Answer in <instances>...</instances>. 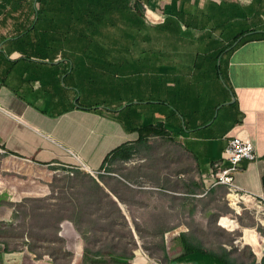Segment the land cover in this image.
Masks as SVG:
<instances>
[{"label":"crops","instance_id":"obj_1","mask_svg":"<svg viewBox=\"0 0 264 264\" xmlns=\"http://www.w3.org/2000/svg\"><path fill=\"white\" fill-rule=\"evenodd\" d=\"M57 1L0 0V154L14 174H0V264H56L55 250L37 258L7 238L23 202L47 198L68 264L104 256L88 240L119 220L133 233L128 264L183 255L180 235L196 242L182 218L168 221V198L176 213L190 198L209 215L234 210L210 180L235 136L257 155L235 185L264 196V0H144L138 30L111 32L56 11ZM242 212L238 235L196 243L203 253L173 264H262L264 224ZM228 221L220 226L238 229ZM144 228L165 230L152 255L137 239Z\"/></svg>","mask_w":264,"mask_h":264},{"label":"rangeland","instance_id":"obj_2","mask_svg":"<svg viewBox=\"0 0 264 264\" xmlns=\"http://www.w3.org/2000/svg\"><path fill=\"white\" fill-rule=\"evenodd\" d=\"M82 19L84 20V18ZM110 21L112 23H109V26H107L110 27V30H112L115 28L113 23L117 24L118 19L116 21L111 19ZM122 39H125V37H122ZM9 164L10 163L7 159V156L0 154V174L4 179L12 180L14 179V174L13 171H11L12 168L9 166ZM112 169H116V167ZM41 183L43 182L41 181ZM85 187L90 189L88 185ZM69 193H72V191H69ZM174 202L175 201L173 199L168 198V206L169 208H172V212H168L167 215L168 221H175L176 219L179 220L182 218L185 224L189 227L188 234L192 240L196 243H199L200 245L205 246L206 248H210V243L228 240L231 237V234L238 235L241 230L239 225L242 226L245 224L244 221L240 220V216H237L234 210H231L228 215H221L217 211L209 215L206 214L204 209L210 207V204L206 206H197L195 200L190 198L185 202L183 208L178 206V212L176 213L175 208H173L175 206ZM220 203L224 205L226 204V206L229 205L227 195L224 196V199L220 200ZM56 204V199L49 198L37 201H24L21 205L23 207H19V213L16 215L17 217L14 218L15 222L17 223L15 225L8 226L7 238L9 241V246L12 248H18L22 247L23 244H27L30 250L37 253V258H41L42 256L40 255L44 251L47 252L55 250L57 255H60L51 256L56 264H68V262L71 263L73 256L63 255L62 242L57 240L55 237L53 227L57 223L58 218L55 214L56 209L54 208ZM232 206L235 210L240 211L238 205L232 203ZM215 207H217V205ZM241 207L244 208L243 206ZM33 208L35 210L34 213ZM198 209L202 211L199 213L197 212ZM49 210H52V212ZM243 215L248 217L249 220L255 222V212L253 210H249L247 212L245 211ZM224 216H230L234 219L238 217L237 220L239 225L237 222H232L231 218H225L228 219V222L230 223L228 225L229 227L227 228L238 229L230 231L220 226V218ZM114 218H116L115 214ZM48 221H51L53 227L50 226V228H48L46 226ZM119 221V223H114V225H118L115 228L93 230L94 232L102 233L98 237L89 238L88 244L93 251H100L104 256H83V259L79 264H127L122 255L130 256L129 252L134 249V239L132 236L133 233L132 230L126 228L123 222L124 220ZM136 231L138 233L137 239L139 240L140 247L147 251V254L152 255L154 252L160 250V235L161 233H164L165 230L144 228L138 229ZM216 239L218 241H215ZM52 243H54V245ZM137 251L139 252V250ZM111 252H113V254L116 256H105L111 254ZM135 257L136 256H134V258ZM147 257L153 261H156L158 264H165L167 262L163 256ZM170 258H175V256H170Z\"/></svg>","mask_w":264,"mask_h":264},{"label":"trees","instance_id":"obj_3","mask_svg":"<svg viewBox=\"0 0 264 264\" xmlns=\"http://www.w3.org/2000/svg\"><path fill=\"white\" fill-rule=\"evenodd\" d=\"M37 1L41 2V0H37ZM40 6H41V10H38V12L42 13L47 11L49 4H44V6L42 5ZM54 7L56 8V11L62 13L66 12V13L81 15L82 17L85 18L84 21L86 22L89 29L90 28L93 29L97 28V30L103 29L105 32H111L110 27H108L109 26L108 24L112 23L110 21L111 19L115 21L118 19L117 24L113 23V25L115 26L119 25L121 30H127L129 28H134L138 30L139 29L138 24L141 23L140 21L145 12L144 0H136L132 5H130L127 2V0H58L57 3L54 5ZM151 8L155 9V6H151ZM133 16L136 17H134L133 19ZM241 37H243V35L237 37L236 40L240 39ZM129 157H131V154L126 155V159H128ZM55 214L58 217L57 223L53 227L51 221H48L46 226L48 228L52 226L54 228L56 239L62 242V240L57 237V232L59 231V226L57 224H59L62 221V217L56 212ZM224 225L228 226L229 223L226 222L224 223ZM258 230L264 235V229L259 227ZM163 237L164 235L162 234V238ZM180 238L183 241V249H184L183 255L178 256L174 259H170L169 256H167V254L164 251L163 258L166 261L170 262L171 264L177 262V260L179 259L187 257L188 255L195 253H203L201 249L196 246L198 244L190 241L189 236L187 234H181ZM51 252L53 255L54 254L53 251ZM63 254L66 256H70V253L66 251H64ZM122 257L126 260L127 264L129 263V261H133L134 259V256H122ZM262 264H264V256L262 259Z\"/></svg>","mask_w":264,"mask_h":264},{"label":"built area","instance_id":"obj_4","mask_svg":"<svg viewBox=\"0 0 264 264\" xmlns=\"http://www.w3.org/2000/svg\"><path fill=\"white\" fill-rule=\"evenodd\" d=\"M225 154L226 163L212 170L211 184L228 188L227 200L232 208V203L238 205L240 211L233 208L237 214H240L243 209L253 210L257 222L264 224V196L243 192L235 185V176L240 170L241 162L244 160L253 161L257 158L255 145L249 138L235 136L229 141ZM226 217L231 218L232 222H237L230 216L221 217L220 221Z\"/></svg>","mask_w":264,"mask_h":264},{"label":"bare ground","instance_id":"obj_5","mask_svg":"<svg viewBox=\"0 0 264 264\" xmlns=\"http://www.w3.org/2000/svg\"><path fill=\"white\" fill-rule=\"evenodd\" d=\"M227 223H229V222H227ZM230 224V223H229Z\"/></svg>","mask_w":264,"mask_h":264}]
</instances>
